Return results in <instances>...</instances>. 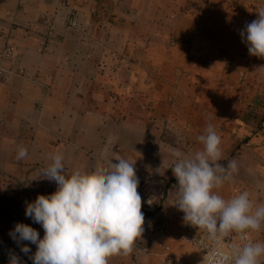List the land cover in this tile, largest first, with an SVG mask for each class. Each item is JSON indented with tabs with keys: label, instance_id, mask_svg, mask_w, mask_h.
Segmentation results:
<instances>
[{
	"label": "crops",
	"instance_id": "crops-1",
	"mask_svg": "<svg viewBox=\"0 0 264 264\" xmlns=\"http://www.w3.org/2000/svg\"><path fill=\"white\" fill-rule=\"evenodd\" d=\"M261 9L264 0H0V248L21 251L10 235L17 223L43 238L25 211L57 190L41 175L50 155H63L66 176L88 179L119 156L135 164L145 224L132 250L109 264H134L139 241L151 248L145 264H164L167 246L174 259L199 262L177 239L183 223L170 212L179 186L167 146L201 149L197 138L211 123L218 163H237L214 191L231 199V181L260 178L264 58L249 54L241 32ZM7 46L11 59L2 56ZM21 146L28 156L17 159Z\"/></svg>",
	"mask_w": 264,
	"mask_h": 264
},
{
	"label": "clouds",
	"instance_id": "clouds-1",
	"mask_svg": "<svg viewBox=\"0 0 264 264\" xmlns=\"http://www.w3.org/2000/svg\"><path fill=\"white\" fill-rule=\"evenodd\" d=\"M257 12L259 18L248 23L241 36L250 55L264 58V9ZM258 69L264 70V66ZM197 139L202 148L190 154L167 146L174 157L170 169L179 186L174 206L184 213L186 223L204 229L217 245L233 231L241 241H248L233 245L231 255L213 248L201 264H213L214 259L215 264H261L264 243L249 241L248 230L258 231L264 226V204L253 211L248 192L226 200L214 191L237 170V163L232 160L227 168L218 163L222 157L221 137L213 124L209 123ZM27 156V148L19 147L17 159ZM63 160L62 154L50 155L41 173L57 184V190L26 202L25 215L42 226L43 238L24 223H17L10 233L23 245L21 251L31 252L25 241L36 245L30 257L33 264H109L112 256L130 252L145 224L135 164L117 156L118 163L111 162L107 172L88 179L79 172L66 176ZM161 168L156 170L159 174ZM9 264H21L20 258L10 255Z\"/></svg>",
	"mask_w": 264,
	"mask_h": 264
},
{
	"label": "built area",
	"instance_id": "built-area-1",
	"mask_svg": "<svg viewBox=\"0 0 264 264\" xmlns=\"http://www.w3.org/2000/svg\"><path fill=\"white\" fill-rule=\"evenodd\" d=\"M70 28L75 29L78 27V23L76 20L71 21ZM42 52V50H41ZM2 56L4 58H13L15 56V50L11 46H7L5 50L2 53ZM0 75H3V70L0 69ZM3 79L7 82H9V77L6 75L3 76ZM243 191L239 189H235L234 196L242 193ZM178 200V196L172 197L169 199V207L170 212L172 215L179 217L182 220V229L177 235V239L179 242L184 244H190L194 249H196L200 255L202 256V260L204 256L207 254V252L213 248L217 249L218 253L222 254H228L231 255V248L233 245H242L243 243H247L248 241H241L239 239V235L237 233L229 232L227 235H225L220 241L219 245H217L215 242L208 239V236L204 229H198L197 227L186 223L184 220V213L181 212L177 207L174 205L176 204ZM253 230H248V240L252 243H255V239L253 237ZM168 236V229L167 227H159L156 231V237L160 241H165ZM165 250L168 252L167 259L164 264H201L202 260L199 262H185L180 259H174L170 252V247H166ZM151 253V248L148 244L144 242H137L135 244L134 248V254H133V260L134 264H145L141 260V256L143 255H149ZM213 264H215V259L213 260ZM225 264H230V262H225Z\"/></svg>",
	"mask_w": 264,
	"mask_h": 264
},
{
	"label": "rangeland",
	"instance_id": "rangeland-1",
	"mask_svg": "<svg viewBox=\"0 0 264 264\" xmlns=\"http://www.w3.org/2000/svg\"><path fill=\"white\" fill-rule=\"evenodd\" d=\"M239 150L246 151L247 153L248 151H250V148L246 149L244 147L243 149H239ZM248 168L249 170H251L250 165ZM228 186H230V189L232 191L238 188L239 190L242 188L245 191L248 189L250 200L253 203V211L255 210L256 207L264 204V170L261 169L259 179H253L250 181L242 180L241 183H239V181H231ZM253 237L255 239V243H264V226H262L260 230L254 231ZM184 246L186 247L185 249L186 253L188 252L191 253V251L198 252L190 244H184ZM12 250L11 249L6 250L0 248V251L4 252V254L0 256V264H9V258L10 255L12 254L20 258L21 264H33V261L30 257H32L34 253L30 252L31 255H29V253L25 254L24 252L17 250H15V252L14 251L12 252ZM201 260H202V256L200 255V260L198 261ZM260 260H261V264H264V257H261Z\"/></svg>",
	"mask_w": 264,
	"mask_h": 264
},
{
	"label": "bare ground",
	"instance_id": "bare-ground-1",
	"mask_svg": "<svg viewBox=\"0 0 264 264\" xmlns=\"http://www.w3.org/2000/svg\"><path fill=\"white\" fill-rule=\"evenodd\" d=\"M3 254H4V252L0 251V256L3 255Z\"/></svg>",
	"mask_w": 264,
	"mask_h": 264
}]
</instances>
